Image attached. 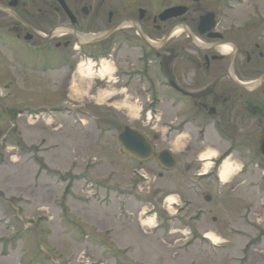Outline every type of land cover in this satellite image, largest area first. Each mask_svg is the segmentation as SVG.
<instances>
[{"label": "rangeland", "instance_id": "obj_1", "mask_svg": "<svg viewBox=\"0 0 264 264\" xmlns=\"http://www.w3.org/2000/svg\"><path fill=\"white\" fill-rule=\"evenodd\" d=\"M222 1L236 6L238 0L191 3L200 10L220 11ZM244 9L236 7L233 13L226 9V14L249 15L242 13ZM7 18L0 11V19ZM120 31L115 34L120 36ZM104 32L82 31L78 39L98 48L107 35L93 37ZM179 34L178 46H189ZM3 52L0 78L13 82L0 83V264H264L262 170L238 177L241 163L233 153L226 158L233 173L220 182L212 162L216 148L224 149L230 142L208 131L200 143L196 130L192 139L174 140L168 101L159 106L154 88L135 78L127 88L118 89L112 83L117 79L114 72L128 67L124 56H134L135 49L120 40L110 56H101L96 64L112 66L104 79L80 67L94 63L84 56L66 61L64 78L58 79L56 70L42 71L39 66L20 71ZM177 62L185 63L181 58ZM64 104L69 109L60 112ZM29 110L46 112L36 118L20 113ZM125 126L153 142L151 159L138 163L121 152L117 136ZM163 149L178 157L172 170L157 163L156 155ZM212 152L211 159L193 161ZM206 170L213 175L191 176ZM169 194L178 202L177 209L165 202ZM199 208L204 211L197 213ZM146 211L155 216V230L154 223L142 220ZM207 231L217 243L202 237Z\"/></svg>", "mask_w": 264, "mask_h": 264}, {"label": "flooded vegetation", "instance_id": "obj_2", "mask_svg": "<svg viewBox=\"0 0 264 264\" xmlns=\"http://www.w3.org/2000/svg\"><path fill=\"white\" fill-rule=\"evenodd\" d=\"M150 1L158 5L153 9ZM150 1L0 0V11L8 16L0 19V55L5 57L3 51H7L20 71L39 66L42 71L56 70L62 79L66 61L110 56L121 40L136 54H126L128 67L114 72L117 79L112 83L118 89L127 88L135 78L154 88L159 106L164 99L168 101L169 133L174 140L180 136L192 139L191 132L196 130L200 143L208 131L230 142L224 149L216 148L213 169L236 153L241 163L238 177L256 173V169L264 176V0H238L236 6L222 1L220 11L192 6L191 1L200 0ZM178 5L185 7L183 14L160 18L163 11ZM236 7H245L242 13L250 14H226V9L233 13ZM211 11L214 16L209 20L214 26L199 34L200 16ZM97 30H111L101 47L79 42L80 32ZM176 30L189 46H178ZM179 58L185 63H178ZM12 82L0 78L4 85ZM193 161L201 159L196 156ZM211 175L213 171L191 173L196 179Z\"/></svg>", "mask_w": 264, "mask_h": 264}, {"label": "water", "instance_id": "obj_3", "mask_svg": "<svg viewBox=\"0 0 264 264\" xmlns=\"http://www.w3.org/2000/svg\"><path fill=\"white\" fill-rule=\"evenodd\" d=\"M183 6H174L166 9L160 15V18H169L178 16L184 13ZM213 17V13L209 12L200 16L197 31L203 34L214 26V23L209 19ZM215 36V35H211ZM119 144L123 153L127 156L142 162L152 157L154 147L151 141L140 131L134 130L130 127H125L118 135ZM264 147V144H263ZM157 161L164 169H171L175 166V158L168 150H163L158 153Z\"/></svg>", "mask_w": 264, "mask_h": 264}, {"label": "bare ground", "instance_id": "obj_4", "mask_svg": "<svg viewBox=\"0 0 264 264\" xmlns=\"http://www.w3.org/2000/svg\"><path fill=\"white\" fill-rule=\"evenodd\" d=\"M178 31L179 30H176L175 33L178 32ZM86 38L87 37H85V36L81 37V39H83V40L86 39ZM81 66H85L87 69L91 70V72H92V68H91L92 67V62L87 61V64L86 63H82L80 65V67ZM89 70H88V72L85 71V73L86 72L89 73ZM96 73L102 79V78H104V77H106V76H108V75H110L112 73V66L110 64L101 63L100 67L98 68V70H96ZM214 156L215 155H214L213 152L211 154L210 153H208V154L207 153L206 154L203 153L201 155V160L205 161V160L211 159ZM208 163L210 164L211 162L207 161V163H206L207 167H208V165H207ZM233 169H234V167L230 164V162H228L227 159L223 160V162L221 163V165H220V167L218 169L219 180L221 182H226L228 180L230 174L233 173ZM165 202L168 204V207H170L171 203H174V198H172L171 194L166 196ZM150 222H151V219L147 220V222H145V223L148 225V224H150ZM205 236L211 243H213V244L217 243V237L212 232H210V231L205 232Z\"/></svg>", "mask_w": 264, "mask_h": 264}]
</instances>
